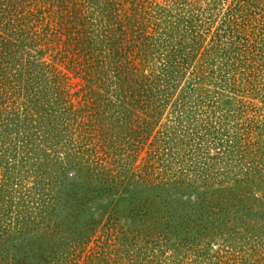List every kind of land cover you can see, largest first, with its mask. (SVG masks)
I'll return each instance as SVG.
<instances>
[{"label": "rangeland", "instance_id": "rangeland-1", "mask_svg": "<svg viewBox=\"0 0 264 264\" xmlns=\"http://www.w3.org/2000/svg\"><path fill=\"white\" fill-rule=\"evenodd\" d=\"M127 2L0 0V264H264V0ZM37 107L72 130L28 123ZM154 207L169 226L148 237Z\"/></svg>", "mask_w": 264, "mask_h": 264}, {"label": "trees", "instance_id": "trees-1", "mask_svg": "<svg viewBox=\"0 0 264 264\" xmlns=\"http://www.w3.org/2000/svg\"><path fill=\"white\" fill-rule=\"evenodd\" d=\"M126 1V3H128L127 1H129V0H125ZM132 10H134V5L133 6H131L130 7ZM128 9V11H132L131 9ZM131 15L132 14H129V16H130V19H132V17H131ZM172 18V17H171ZM133 20V19H132ZM37 21H35V23H36ZM129 22V25H130V21H128ZM97 29V28H96ZM99 30H96V40L97 41H101L102 42V40L103 39H108V36H107V34H112V30H111V28L109 27V28H101V26H100V28H98ZM100 30H102V31H100ZM116 31L117 32H121V33H125L124 32V28H116ZM221 33V34H220ZM227 28L225 29V26L223 25L222 26V30H218V31H216L215 32V39H216V41L217 42H220V43H218V44H222V42H223V40L227 37ZM63 34H58V39H55L56 40V42L58 41V45H60L61 43H60V37L62 36ZM82 38V37H81ZM110 38V37H109ZM139 39H140V37H138ZM238 37H236V39H237ZM80 39V38H79ZM120 40H121V43L123 44V47H122V51H121V53L124 55V58H125V60H126V62L128 61V64H126L127 65V68L129 69V71H131L132 73H135L136 74V72L139 70L138 68H139V66H140V64H138V62H142V60H143V57H144V55H143V53H142V51L141 50H135V49H132V48H128L129 46H128V44L126 43V42H124V40H123V38H122V34H121V36H120ZM34 41V40H33ZM73 43V42H72ZM233 44H234V42H233ZM57 45V46H58ZM125 46V47H124ZM218 47H219V51H217L216 53H217V55L219 56V58L220 59H223L224 60V62H221L220 64L222 65L221 66V69L223 70V68H225V67H227V66H229L228 65V63H230V60L232 59V58H226V56H228V55H230L231 53H234L235 52V54L233 55L234 56V58L236 59L237 57H238V53H237V51H238V48L236 47V48H234V46H233V49H229L228 47H226L227 45H225V44H222V46L221 45H217ZM131 47V46H130ZM222 48V49H221ZM86 50H88V51H91V49H86ZM118 50H119V52H120V49L118 48ZM209 54H211L210 52H209ZM213 54H214V51H213ZM6 80H7V78L5 79V77H4V79L2 80V82H1V86L3 85V84H5L6 83ZM9 80V79H8ZM5 85H3V87H4ZM220 100V99H219ZM236 101H237V99L236 98H231V97H229V99L228 100H224V102L223 101H221L220 100V102L218 103V107H217V110L216 111H218V112H220L221 114H223L224 115V117H222L221 119H219V120H221V122H222V124H220V126H222V127H224V129L225 130H227V127H228V121H226V119H225V116L227 117L229 114H228V112L230 111V109L232 108V110L234 109V105H235V103H236ZM195 106H198V103L196 102V104L193 102H191L190 104H189V106L187 105V103L186 102H182L181 103V105H179L178 107L180 108V107H183V110H189L188 112H191V111H193V110H197V108L195 107ZM34 110L35 111H37L39 114L37 115V112H34V111H30L29 109L28 110H26V112H25V114H24V118L27 120V119H29V121L30 122H28V123H32V124H35V123H37V124H39V125H41V124H46V125H51V127H56V126H58V128L57 129H54L55 130V134L56 135H58V136H61V135H65V134H68V131H70V130H72V128L70 127V124H68V123H70V122H68L69 121V117H65V116H63V114L62 113H60V115L58 114V113H52V112H45V113H41V108H34ZM0 111H3V110H0ZM128 114H130V113H128ZM37 115V116H36ZM1 119V118H0ZM17 119H18V115H17ZM187 120L190 122V121H194V116L191 114H189L188 113V116H187ZM22 122H24V121H22ZM128 122H131L130 121V118H129V120L126 122V123H128ZM203 123L202 124H200V125H198V129L199 130H201V129H203L204 130V133H202V135L205 137L206 135L207 136H210L211 137V133H210V128H211V126H210V122H208V123H205L206 121H202ZM20 122H18V123H16L17 125L19 124ZM43 127H45V126H43ZM15 128L16 127H13L12 129H11V131L13 132V131H15ZM221 128V127H220ZM219 128V129H220ZM33 130V129H32ZM41 130V128H39L38 129V131H36V130H33V133H34V135L36 136L37 134H38V132ZM43 130H45V129H43ZM217 130V129H216ZM53 132V131H52ZM217 133L215 132V135H216ZM226 135L228 136V134H227V131H226ZM35 136L33 137L32 135H30V137L29 138H26L27 140L28 139H31V138H35ZM32 139V140H33ZM232 139V138H231ZM7 139L6 138H4V137H2L1 136V139H0V148L1 149H6L7 148V146H9L10 145V143H8L7 141H6ZM31 140V141H32ZM234 140H236V137L234 138ZM30 141V142H31ZM224 143V144H223ZM233 146H235V141H232L231 142V145H229V144H227V145H225V142H224V140H220V144H219V147H221V148H224V149H226V155L227 156H230L232 153V151H234L235 149H234V147ZM13 150V149H12ZM170 175H168V177H169ZM229 178V177H228ZM228 178H226V179H228ZM235 181H237V185H239V183H243V180L242 179H238V178H235ZM228 196H230V193H228L227 194ZM24 199V198H23ZM112 201H114V202H121L123 199L122 198H114V199H111ZM24 202H25V200H21L20 201V204H24ZM202 207H204V206H202ZM153 214H154V216L155 217H158V223H160V224H155V225H151L150 223H144L143 225L145 226V227H149L150 229H147L146 231H143L142 230V233H143V235H146V236H148V237H153V235L152 234H150V233H153L154 231H155V228L157 229L158 227H160V228H158V229H160V230H164V229H166L167 228V226H169V225H165V223L166 222H168L167 221V218H166V213H163V214H160L159 212H157V209L154 207L153 208ZM197 214V213H196ZM194 212H193V214L191 213V215H190V217L192 218H196L195 220H199V219H201V217L198 215H196ZM30 220H31V222L33 223V221H32V219H33V217L32 216H29L28 217ZM27 219V218H26ZM29 220V221H30ZM25 223H27V221H24V224H23V228L25 227ZM38 223V222H37ZM97 222L96 221H91L90 223H89V225L90 226H92V225H94V224H96ZM34 224V223H33ZM98 225V224H97ZM157 225H158V227H157ZM22 228V229H23ZM1 233H3V231H0ZM149 233V234H148ZM141 235L142 234H139V233H137V236H139V237H141ZM139 237H137V238H139ZM5 241H9V239H7V240H5ZM192 241V240H191ZM191 241H189V243H191ZM75 242V243H74ZM84 243H85V240L84 239H78L77 241H73L72 242V246L73 247H76V248H80V247H82V246H84ZM189 243H187L186 245H185V247L184 246H181L182 247V250H184V249H186V251H188V250H190V248L188 247V246H190V244ZM175 245V244H174ZM173 246V245H172ZM180 246V245H179ZM159 247H161V250H165L164 249V245L162 246H159ZM77 249H75L73 252H75ZM174 250L175 251H178L177 250V247L176 248H174ZM173 250V251H174ZM72 252V253H73ZM71 253V254H72ZM150 253H151V255H154V250H150ZM163 253H166V252H163ZM70 254V255H71ZM70 257L71 256H69V258L68 259H70ZM75 258V256H74V254H73V258L72 259H74ZM104 259V258H103ZM167 262V261H166ZM165 262V263H166Z\"/></svg>", "mask_w": 264, "mask_h": 264}]
</instances>
